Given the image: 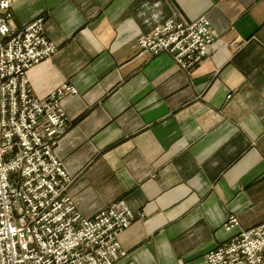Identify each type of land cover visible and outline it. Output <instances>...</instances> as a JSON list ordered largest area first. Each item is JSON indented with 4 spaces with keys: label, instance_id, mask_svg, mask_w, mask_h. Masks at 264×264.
Here are the masks:
<instances>
[{
    "label": "crops",
    "instance_id": "1",
    "mask_svg": "<svg viewBox=\"0 0 264 264\" xmlns=\"http://www.w3.org/2000/svg\"><path fill=\"white\" fill-rule=\"evenodd\" d=\"M13 28L46 17L58 46L28 73L45 100L63 86L55 149L69 195L93 218L124 201L136 219L117 264H208L264 223V0H20ZM206 16L216 41L192 71L137 47L170 18ZM230 216L238 225L228 231Z\"/></svg>",
    "mask_w": 264,
    "mask_h": 264
},
{
    "label": "built area",
    "instance_id": "2",
    "mask_svg": "<svg viewBox=\"0 0 264 264\" xmlns=\"http://www.w3.org/2000/svg\"><path fill=\"white\" fill-rule=\"evenodd\" d=\"M18 0H0V264H116L127 254L121 235L135 220L124 202L84 217L69 195L72 177L55 148L68 129L62 101L76 94L63 86L45 100L31 89L28 73L57 51L44 17L16 30L9 10ZM206 17L184 23L171 18L137 47L170 55L192 70L215 43ZM230 216L225 228L238 225ZM208 264H264V223L243 231L206 256Z\"/></svg>",
    "mask_w": 264,
    "mask_h": 264
},
{
    "label": "rangeland",
    "instance_id": "3",
    "mask_svg": "<svg viewBox=\"0 0 264 264\" xmlns=\"http://www.w3.org/2000/svg\"><path fill=\"white\" fill-rule=\"evenodd\" d=\"M18 1H20V0H18ZM18 1H17V2H18ZM17 2H16V3H17ZM16 3L11 7V9H10L9 12H8V13H9V16L11 17V21H13V19H14V12H13L14 10H13V8H14V6L16 5ZM40 18H42V17H40ZM44 18H45V20H46V17H44ZM173 18H174V17H173ZM38 19H39V18H38ZM170 19H171V18H170ZM174 19H176V18H174ZM35 21H37V19L34 20L33 22H35ZM33 22H31V23H33ZM31 23H29L28 25H30ZM11 24H12V23H11ZM211 26H212V25H211ZM12 27H13V26H12ZM14 29H16V28H14ZM22 29H23V28H22ZM16 30H17V29H16ZM18 30H20V29H18ZM212 30H213V28H212ZM152 32H153V31H152ZM148 35H149V34H148ZM142 36H143V35H142ZM145 36H147V35H145ZM215 39H216V37H215ZM50 42H51V41H50ZM53 44H54V43H53ZM54 45H55V44H54ZM57 47H58V46H57ZM57 52H58V51H57ZM143 52H144V51H143ZM210 52H211V51H210ZM167 55H168V54H167ZM169 56H170V55H169ZM173 60H174V59H173ZM45 61H46V60H45ZM174 61H175V60H174ZM43 62H44V61H43ZM41 63H42V62H41ZM201 63H202V62H201ZM201 63H199L198 65H200ZM177 65H178V64H177ZM198 65H196V67H197ZM178 66H179V65H178ZM196 67H195V68H196ZM195 68H194V69H195ZM180 69H182V68L180 67ZM182 70H184V69H182ZM192 70H193V69H192ZM192 70H190V71H192ZM184 71H188V70H184ZM188 72H189V71H188ZM67 86H70V85H67ZM72 87H73V86H72ZM67 128H69V123H68V127H67ZM67 130H68V129H67ZM67 130H66V132H67ZM65 134H66V133H65ZM65 134H64V135H65ZM64 135H63V136H64ZM60 140H61V139H60ZM59 142H60V141H59ZM58 144H59V143H58ZM57 146H58V145H57ZM55 149H56V148H55ZM72 179H73V178H72ZM72 183H73V182H72ZM70 186H71V185H70ZM69 189H70V188H69ZM119 202H124V201H119ZM117 203H118V202H117ZM124 203H125V202H124ZM73 204H74V202H73ZM114 204H115V203H114ZM125 204H126V203H125ZM74 205H75V204H74ZM112 205H113V204H112ZM112 205H110V206H112ZM110 206L106 207V208L103 209V210L108 209ZM75 207H76V205H75ZM76 209H77V207H76ZM130 210H131V209H130ZM101 211H102V210H101ZM80 213H81V212H80ZM81 214H82V213H81ZM97 214H98V213H97ZM84 217H85V216H84ZM86 218H87V217H86ZM135 219H136V217H135ZM134 221H135V220H134ZM134 221H133V222H134ZM131 225H132V224H131ZM126 254H127V253H126ZM126 256H127V255H126ZM126 256H125V257H126ZM125 257H124V258H125ZM121 260H122V259H121ZM116 264H117V263H116Z\"/></svg>",
    "mask_w": 264,
    "mask_h": 264
}]
</instances>
